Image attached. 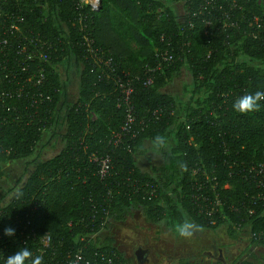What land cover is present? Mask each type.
Here are the masks:
<instances>
[{
	"label": "trees",
	"instance_id": "obj_1",
	"mask_svg": "<svg viewBox=\"0 0 264 264\" xmlns=\"http://www.w3.org/2000/svg\"><path fill=\"white\" fill-rule=\"evenodd\" d=\"M233 1L238 7L229 11ZM100 2L93 12L79 0H0V43L7 42L0 45V181L9 179L3 166L33 158L45 135L61 146L55 156L35 159L20 187L0 197V264L20 248L35 252L45 235L52 248L42 264L50 250L56 261L79 250L92 264H103L102 255L130 264L111 231L136 211L173 232L189 220L196 230L223 229L232 241L264 248V206L243 178L249 164L264 162V102L243 115L232 108L238 97L264 90V2ZM225 14L233 23L227 29ZM60 67L78 75L71 100ZM183 70L189 83L182 97L166 92ZM119 82L133 88L134 117L143 125L132 126L134 138L121 132L127 112ZM157 135L166 140L162 151L152 144ZM148 144L162 164L145 173L137 161ZM106 154L112 169L101 179L91 159ZM206 176L210 183L198 193ZM198 194L221 201L216 225L198 213ZM26 220L35 246L15 239ZM9 226L12 238L3 235ZM249 247L231 264H264Z\"/></svg>",
	"mask_w": 264,
	"mask_h": 264
},
{
	"label": "rangeland",
	"instance_id": "obj_2",
	"mask_svg": "<svg viewBox=\"0 0 264 264\" xmlns=\"http://www.w3.org/2000/svg\"><path fill=\"white\" fill-rule=\"evenodd\" d=\"M175 8L181 16L183 13L182 4L175 5ZM59 72L63 78L69 77L67 85H65V95L68 100H71L76 96L78 75L74 67L68 69L60 67ZM188 83L189 76L183 70L165 91L182 97L183 88ZM146 147L148 152L145 156L138 158L137 165L143 172L150 173L153 168L162 164V156L160 153L151 150L149 144ZM60 149L61 146L57 141L51 139L49 135H45L33 158L4 165L3 170L8 174L9 179L0 181V197L7 194L13 186L17 189L20 187L28 174L33 171L35 159L36 161L49 159L55 156ZM111 232L115 235L118 250L131 260V264H176L179 260L215 264L216 260H210L207 257L208 252L218 258V250L221 249H223V259L227 258L231 262L242 256L243 251L249 246L245 239L234 243L223 229H215V231L195 230L190 238L183 239L163 224L155 226L146 222L137 211L124 224L116 227L114 225ZM249 249L257 255L264 256V248L262 247H249ZM137 251L145 254L142 262H139L136 257Z\"/></svg>",
	"mask_w": 264,
	"mask_h": 264
},
{
	"label": "built area",
	"instance_id": "obj_3",
	"mask_svg": "<svg viewBox=\"0 0 264 264\" xmlns=\"http://www.w3.org/2000/svg\"><path fill=\"white\" fill-rule=\"evenodd\" d=\"M263 2L264 0H259V3H263ZM83 5H86L87 7H89L90 10L93 12H98L101 7V2L100 0H79V6L82 7ZM236 7H238V5L236 2L233 1L232 6L229 8V11L230 9L234 10ZM229 17L230 16L228 14L223 15L224 21L225 20L227 21L226 23H224V27L226 29L229 25L231 26L233 25V23L229 24V20H230ZM78 23L80 25L82 24L81 17L78 19ZM206 24H208V22H206ZM86 40L88 41L87 37H86ZM6 44H7L6 41H3L0 43V45H6ZM40 58H42L43 60H47V57L45 55L41 56ZM164 61L171 62L172 57L171 56L164 57ZM157 69H160V66H158ZM152 71H155V69H149L147 73H151ZM38 83H40V81ZM150 84H152V79L148 78L146 85H150ZM118 88L122 94L120 103L125 106L126 112H127L126 119L121 128V132L124 137L131 135L134 138L136 135H135V132H133L132 130V126L137 125L142 131L143 125H142V122H138L137 124L136 118L134 117L133 107L131 104L132 103L131 96L133 94V88L131 87L130 84L123 85L120 82L118 84ZM113 139H114V144L117 145L121 141V136L119 134H116L114 135ZM91 161L94 163L96 167L98 176L101 179L107 178V176L109 175L112 169V159L110 155L106 154L100 157L93 156ZM194 174H196V171L194 172ZM243 178L245 180L251 179V182L255 184V187L257 189L256 199L259 202H261L264 206V162L260 164H255V163L249 164L248 170L243 173ZM209 183H210V179L208 176H206L205 182L203 183L204 185L202 186V184L200 183L201 185L198 187L197 192L200 193L206 185H209ZM150 188H151V193H154L155 190L153 189V187H150ZM196 205H197L198 213L204 214L207 220L210 221L211 225L217 224L218 220H216L215 217H213V215H216V212L220 211L222 208L221 201L218 199L217 195H215L213 199H210L209 196L207 195L198 194V196L196 197ZM36 210H37V206H35L32 210L33 215ZM21 225H22V229L19 230V233L17 236H15V239L18 240L20 238L21 239L23 238L25 241L34 243L33 245L35 246L36 245V235L32 230L29 229V221L26 220L24 221V223L22 221ZM239 228H240V225H237V229ZM258 237H264L263 233L258 234ZM51 248H52L51 238L49 235H45L39 239L38 249H36L35 252H32V256L33 258L41 257L42 263H43L44 261L43 256L46 254V251ZM71 254H72L71 252H67L62 257L61 261H58V260L56 261L54 259V256L56 255L55 251L50 250L49 257L47 261H45V264H92L90 262L84 261L81 251L79 250L76 251L74 255H72L73 257L70 260ZM2 258L3 257H1V259ZM115 260H116L115 255H113L112 257L102 255L101 262H103V264H114ZM94 264H97V263H94Z\"/></svg>",
	"mask_w": 264,
	"mask_h": 264
},
{
	"label": "clouds",
	"instance_id": "obj_4",
	"mask_svg": "<svg viewBox=\"0 0 264 264\" xmlns=\"http://www.w3.org/2000/svg\"><path fill=\"white\" fill-rule=\"evenodd\" d=\"M264 102V90H257L254 93L244 94L233 102V111L239 114H248L258 111ZM156 151H162L165 148L166 140L163 136L157 135L152 141ZM196 225L189 220H185L175 226V232L178 237L183 239L190 238L196 230ZM3 235L8 238L15 236V229L12 227L4 228ZM4 264H42L41 257L33 258L32 252L27 248H20L14 255L4 259Z\"/></svg>",
	"mask_w": 264,
	"mask_h": 264
},
{
	"label": "flooded vegetation",
	"instance_id": "obj_5",
	"mask_svg": "<svg viewBox=\"0 0 264 264\" xmlns=\"http://www.w3.org/2000/svg\"><path fill=\"white\" fill-rule=\"evenodd\" d=\"M234 243H237L236 241H233ZM247 244H248V241H247ZM236 245V244H235ZM249 247V246H248ZM223 249H221V250H218V255H219V257L218 258H216L214 255H211V253L210 252H208L209 253V255L207 256L210 260H216V262L217 261H224L225 262V264H231V262H230V260H228L227 258H224L223 259V251H222ZM144 253L143 252H141V251H137V253H136V257L138 258V260H139V262H142V260L144 259ZM226 260V261H225ZM215 262V263H216ZM131 264V263H130Z\"/></svg>",
	"mask_w": 264,
	"mask_h": 264
},
{
	"label": "crops",
	"instance_id": "obj_6",
	"mask_svg": "<svg viewBox=\"0 0 264 264\" xmlns=\"http://www.w3.org/2000/svg\"><path fill=\"white\" fill-rule=\"evenodd\" d=\"M53 145V144H52Z\"/></svg>",
	"mask_w": 264,
	"mask_h": 264
}]
</instances>
